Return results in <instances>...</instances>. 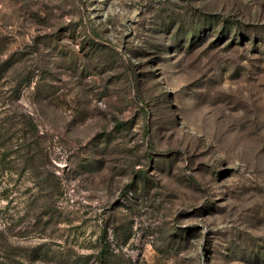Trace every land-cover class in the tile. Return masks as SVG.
I'll return each instance as SVG.
<instances>
[{
    "label": "rangeland",
    "instance_id": "374dc122",
    "mask_svg": "<svg viewBox=\"0 0 264 264\" xmlns=\"http://www.w3.org/2000/svg\"><path fill=\"white\" fill-rule=\"evenodd\" d=\"M2 127L0 264H264V0H0Z\"/></svg>",
    "mask_w": 264,
    "mask_h": 264
},
{
    "label": "trees",
    "instance_id": "16d2710c",
    "mask_svg": "<svg viewBox=\"0 0 264 264\" xmlns=\"http://www.w3.org/2000/svg\"><path fill=\"white\" fill-rule=\"evenodd\" d=\"M0 134L4 139V141L0 144V155L3 158H5V157L9 156V153L12 151V147H10V142L12 141V137L7 136L8 129L4 128V127H2L0 129ZM2 137H0V138L2 139ZM15 147H16V150H14V151L19 152V153H21L25 149V145H22V144L21 145L17 144V145H15ZM43 252H44L43 249H39V250L34 251V253H37L39 255L42 254ZM100 257H103V259L101 261L103 264H109L107 259H106L107 257H106V253L104 252V250L102 251V254L100 255Z\"/></svg>",
    "mask_w": 264,
    "mask_h": 264
}]
</instances>
